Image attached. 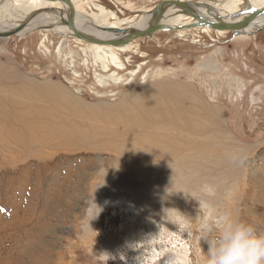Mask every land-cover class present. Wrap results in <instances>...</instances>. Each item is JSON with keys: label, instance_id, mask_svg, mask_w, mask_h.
<instances>
[{"label": "rangeland", "instance_id": "rangeland-1", "mask_svg": "<svg viewBox=\"0 0 264 264\" xmlns=\"http://www.w3.org/2000/svg\"><path fill=\"white\" fill-rule=\"evenodd\" d=\"M71 1L91 15L100 12L96 7L113 12L117 19L108 15L99 24L116 22L125 28L169 0ZM8 4L15 8L11 0ZM246 5L237 1L235 7ZM77 39L41 27L0 38V93L4 77L13 76L15 84L22 79L50 82L62 96L60 105L49 102L54 94L31 96L47 115L37 124L55 131L53 141H37L33 147L15 142L13 151H0V264H12L20 243L25 251L30 242L23 255L30 264L48 263L49 253L54 264H157L153 257L162 263L206 264L204 229L225 211L264 233V200L242 199L261 191L253 178L264 184V30L248 36L188 27L162 30L127 50H112L110 58L97 56L93 45ZM110 60V69H104ZM161 82L188 86L209 108L219 110L214 136L206 141L215 157L226 148L248 150L241 172H235L233 198L222 202L219 184L203 185L194 197L172 185L104 182L105 173L138 176L145 166L171 165L178 154L181 139L147 137L142 143L140 125L131 118L132 113L147 118L141 106L165 96L158 90ZM23 110L30 112L29 107ZM156 129L150 131L165 135ZM60 130L66 137L58 142Z\"/></svg>", "mask_w": 264, "mask_h": 264}, {"label": "bare ground", "instance_id": "bare-ground-1", "mask_svg": "<svg viewBox=\"0 0 264 264\" xmlns=\"http://www.w3.org/2000/svg\"><path fill=\"white\" fill-rule=\"evenodd\" d=\"M11 1L15 8L9 9V0H0V33L10 32L18 28L22 22L29 18L30 15L38 12L28 25L17 34L18 36L26 35L41 27L45 31L55 30L60 34L67 33L72 37H76L74 31L66 24L65 18L57 12L60 10L72 18L76 31H79L87 38H95L99 41H108L129 36L127 34H122L119 32L120 30L140 31L146 30L157 24L168 26L170 28H191L190 26L194 24L196 20L186 14L187 12L189 13V11L206 20L217 21L221 19L225 20L228 24L250 23L252 18H256L250 27L242 31L232 32L235 34L251 35L259 29L264 28V14L256 16L257 14L254 12L255 10L264 9V0H226L223 3H211L209 1H195L196 3H193L191 1L179 0L180 2H191L189 5L190 8L188 9L189 11L173 4L172 1L174 0H169L170 3L164 5L158 13L154 12V8L151 13L147 14L144 18L125 28H121L116 22L108 25L99 24V22L108 15H111L113 19H117V16L113 12H110L109 14L103 9H100V7H96L97 11H100L99 13L91 15L85 13L84 10L75 7L74 13L70 4L66 0H58L55 3H49L44 0H27L25 4L22 0ZM237 1H246L247 5L243 10L235 7ZM46 8L56 9V11L53 10L50 13L39 12ZM123 23L127 22L123 20ZM198 28H201L204 32H210L211 30L218 31V33L228 32L210 27ZM77 40L82 41L80 39ZM88 44L94 46L97 56L101 58L105 56L110 58L111 54L108 55V53L113 52L112 50H127L131 43L129 45L120 46L100 45L94 43ZM115 60L117 61H113L115 64L120 61L116 56ZM111 62L112 61L110 60L104 66V69H110L109 65ZM116 67H119V64ZM112 75H116V72H113ZM3 83L6 87L0 93V151H13L15 148V142L18 146L24 145L25 147H33L37 145V141L42 144H47L51 140L53 141V138L56 135L55 131L48 130L45 126L37 124L38 121H42V118L47 115L43 112V108L35 106V103L31 101V96L36 99L40 93L43 96H45V94H54V96H52L54 99H50L49 102L54 101V103L60 105L59 100L62 96L58 94L61 93V88H57L60 91L57 93L56 86L52 85L50 82L39 84L31 80L23 81V79L20 84H15L13 76L4 77ZM160 86L161 88L158 90L159 92L162 91L163 94L165 93V96L161 97L158 95L157 100H153L150 104H144L141 106V109L145 114L147 113V118L144 121L140 120L133 113L131 114V118L135 124L139 123L140 125L138 127L139 135L137 136L140 137L142 143L146 141L147 137L151 140H157L158 138H164L166 140L173 138L181 139L182 142L177 144L178 154L172 159L171 165L160 163L157 165H150L152 166L150 168L145 166L147 168L143 167L137 171L139 172L138 176H128L131 172H122L118 174L111 172L105 173L104 182L120 187L127 181H133L129 183L138 182L156 186L172 185L176 186L178 191H181L182 188L188 189L194 197L202 192L203 185L219 184L220 186L222 185V202L229 197L233 198L230 190L235 191L238 181V179L236 180L234 177L235 172H241V162L248 150L244 151L242 149L226 148L222 150V154L219 157H215L209 152V149L212 147L210 148L206 141L214 136L213 120L219 110L209 108V105L198 99L188 86L167 84L163 82L160 83ZM145 90L152 89L146 88ZM155 91L156 90H152L151 93H154ZM65 97H67V100L74 101V96L72 97V95L70 96L67 94ZM27 107L30 108V112L23 110ZM46 113L48 114V112ZM60 123L64 124L62 121H60ZM157 126L166 132L164 136L159 135L158 133L154 134V131H150L156 129ZM132 134H134V132ZM193 136L198 137L199 139H195ZM65 137L66 132L60 130L57 133L56 141L59 142L64 140ZM3 142H5V145ZM164 151L169 150L165 149ZM150 152L151 151H148L146 155ZM252 180L254 188L259 189L260 187L261 191L255 194L249 192V194L242 199L248 201V203L251 201L261 203L264 200V184L261 183L257 177ZM227 182H229V184ZM238 200H241V197ZM249 214H252L250 210ZM257 214L260 215L261 213L257 212ZM18 232L20 233V231ZM32 240H34V238ZM20 242L24 243L25 241L19 239V243ZM28 243L29 242L27 241L25 244L27 245ZM21 245L22 243L18 246V254L14 256L12 264H30V262L23 258V255H25V251L29 250L31 247V242L25 251L24 246L21 247ZM189 249V246H187V253L189 252ZM162 255L163 254L160 256ZM52 256L53 255L49 253V260L46 264H54V262L51 261V258H53ZM153 260L157 264H170L169 261L162 263L157 257H153ZM7 263L9 264L10 262Z\"/></svg>", "mask_w": 264, "mask_h": 264}, {"label": "clouds", "instance_id": "clouds-1", "mask_svg": "<svg viewBox=\"0 0 264 264\" xmlns=\"http://www.w3.org/2000/svg\"><path fill=\"white\" fill-rule=\"evenodd\" d=\"M204 230L206 264H264V233L239 216L225 211Z\"/></svg>", "mask_w": 264, "mask_h": 264}, {"label": "water", "instance_id": "water-1", "mask_svg": "<svg viewBox=\"0 0 264 264\" xmlns=\"http://www.w3.org/2000/svg\"><path fill=\"white\" fill-rule=\"evenodd\" d=\"M44 1L49 2V3H55L58 0H44ZM66 1L70 4L72 10L75 13V8L72 4V1L71 0H66ZM191 2H193V1H191ZM191 2H180L179 0L178 1H175V0L172 1L173 4L178 5L184 9H187V11H189L188 9L190 8L189 5ZM168 3H170V1H167V2L160 4L159 6H157L155 8L154 12L158 13L161 10V8L164 5H167ZM193 3H196V2H193ZM53 10L56 11V9L46 8V9H43L39 12L50 13ZM57 12L62 17L65 18L66 24L68 25V27L71 30L74 31V35L76 36V38H78L82 41H86L88 43H94V44H100V45H110V46L129 45L130 43H132V42H134L140 38L151 37L155 33L162 31V30L176 31V30H182L183 29V27L182 28H170L168 26L157 24V25L151 26L150 28H148L146 30H140V31L120 30L119 32H121L122 34H127L129 36L125 37V38H120V39H114V40H108V41H99V40H96L95 38L94 39L87 38L86 36H84L79 31H76L75 30V24H74V21L72 20V18L70 16L66 15V13H64L62 10L57 11ZM254 12L257 14L256 16H258L259 14L260 15L264 14V9L263 10H255ZM37 14H38V12L34 13L33 15H30L29 18H27L26 21L22 22L18 28L14 29L10 32L0 33V38L1 39H8L12 36H16L23 28H25L28 25V23L32 20V18H34ZM186 14H188L189 16L193 17L196 20V22L190 26L191 27L190 29L198 28V27H210L213 29H219V30L228 31V32L242 31V30L250 27L252 25V23H254V20L256 19V18H252L250 23L248 22V23H244V24H228L225 20H221V19H219L217 21L206 20L202 17L194 15L190 11H189V13L187 12ZM263 30H264V28H261L258 31H256L255 33H259ZM255 33H253V34H255ZM253 34H251V35H253ZM246 35H248V34H246Z\"/></svg>", "mask_w": 264, "mask_h": 264}, {"label": "flooded vegetation", "instance_id": "flooded-vegetation-1", "mask_svg": "<svg viewBox=\"0 0 264 264\" xmlns=\"http://www.w3.org/2000/svg\"><path fill=\"white\" fill-rule=\"evenodd\" d=\"M211 31H214V30H211ZM215 32H218V31H215ZM226 33H228V32H226Z\"/></svg>", "mask_w": 264, "mask_h": 264}]
</instances>
